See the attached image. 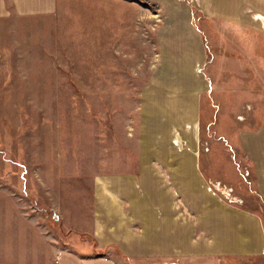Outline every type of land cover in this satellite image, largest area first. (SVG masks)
Masks as SVG:
<instances>
[{"label": "rangeland", "instance_id": "obj_1", "mask_svg": "<svg viewBox=\"0 0 264 264\" xmlns=\"http://www.w3.org/2000/svg\"><path fill=\"white\" fill-rule=\"evenodd\" d=\"M13 1L0 19V264L101 251L96 227L118 225L109 197L127 212L143 185L156 199L169 186L184 225L177 255L151 264H264V0H56L35 14ZM178 136L209 193L198 206L159 163L181 154ZM213 214L249 235L208 251Z\"/></svg>", "mask_w": 264, "mask_h": 264}, {"label": "crops", "instance_id": "obj_2", "mask_svg": "<svg viewBox=\"0 0 264 264\" xmlns=\"http://www.w3.org/2000/svg\"><path fill=\"white\" fill-rule=\"evenodd\" d=\"M13 7L14 9L16 8L19 14H35L45 11L51 12L56 7V0H14ZM8 9L6 0H0V19L6 18L11 13ZM199 68L200 65L198 71H200ZM196 127L197 126L194 127L188 124L186 131L193 133V130L196 131ZM187 142L188 141L183 137L181 138L178 136L177 143L180 147L181 154L177 156L160 157L159 163H166L165 165L168 169V173L173 175L174 179L182 181L183 176L186 177L188 183H186L185 186L190 184L188 193L191 195V200H195L198 206L200 203L198 199L206 198L209 196V193L201 187H198L197 181L200 173L199 170L194 167V158L182 154L183 150L191 148V145ZM149 172L148 168L147 178L149 177ZM193 178L195 181H193ZM137 181L130 178V181H127V183L131 185L135 182L136 185H138ZM165 183L166 182H164V184ZM157 189V194L159 189L161 193L159 198L156 199L155 193L153 191L151 192L145 185L141 186V190L135 187L134 193L128 198V205H126L127 212L122 208L118 215H116L117 212L114 211L115 207L118 209L119 203L117 205L115 202H119V200L117 197L110 196L111 198L109 197V199L112 203L108 207L109 210L104 209L103 211L104 213L106 212L105 217H107L111 225L115 224L114 220L118 225L117 230L111 231L110 229L114 227L110 226L108 229L103 226L105 224H101L100 226L96 224L98 226L96 227V234H98L99 239L98 250L101 251H96L93 255H84L79 251L66 249L58 256L57 264H151L152 254H155L154 256L174 258L177 255V244L182 243V234H184V231H181L179 228L182 216L176 215L178 208L174 205L175 198L173 199L171 196L173 192L170 190V187L166 186ZM99 194H103V191L101 190ZM101 199L103 200L104 198ZM105 206L106 205L103 204V207ZM129 210L132 212L128 213ZM97 213L100 212L98 211ZM120 215H124L125 219ZM219 222L223 223V225L225 224V220ZM209 223L214 229H218V231L213 237V241L209 242V244L214 245V247L208 249V251L212 250V252H217L220 245L221 249H226L227 247L229 249H235V247H237L235 243H230L229 245L223 242L217 243L219 241L218 238H222L223 241H225L228 234L233 237V234L239 232L238 237H240L246 231L247 235H249V227H247L245 223L238 227H234L235 230L237 229L235 233H226V230L220 229V227L224 228V226H219L220 223L216 225L215 214L210 216ZM181 225L182 227L184 226L183 224ZM185 226L188 228L189 225L185 222ZM152 236L154 237L153 243L158 244V247L154 248L157 249V252L152 251ZM254 238L256 245V239H258L256 231H254ZM242 241L243 242L238 244V247L247 248L250 246V241ZM101 247H103V250ZM116 248L119 249L120 252ZM113 249H116V251Z\"/></svg>", "mask_w": 264, "mask_h": 264}, {"label": "bare ground", "instance_id": "obj_3", "mask_svg": "<svg viewBox=\"0 0 264 264\" xmlns=\"http://www.w3.org/2000/svg\"><path fill=\"white\" fill-rule=\"evenodd\" d=\"M195 134H197V127H196V131H195ZM197 136H198V134H197Z\"/></svg>", "mask_w": 264, "mask_h": 264}]
</instances>
